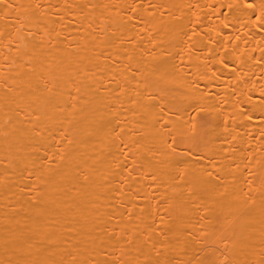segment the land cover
Segmentation results:
<instances>
[{"label":"bare ground","instance_id":"bare-ground-1","mask_svg":"<svg viewBox=\"0 0 264 264\" xmlns=\"http://www.w3.org/2000/svg\"><path fill=\"white\" fill-rule=\"evenodd\" d=\"M0 264H264V0H0Z\"/></svg>","mask_w":264,"mask_h":264}]
</instances>
